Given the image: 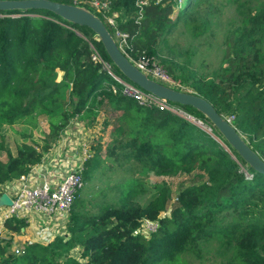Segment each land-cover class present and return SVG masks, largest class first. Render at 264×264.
<instances>
[{
  "label": "trees",
  "instance_id": "16d2710c",
  "mask_svg": "<svg viewBox=\"0 0 264 264\" xmlns=\"http://www.w3.org/2000/svg\"><path fill=\"white\" fill-rule=\"evenodd\" d=\"M102 1H107L106 14L114 16L117 28L128 34L132 57L155 54L160 35L174 23L168 21L173 7L177 8L176 18L181 19L192 9L187 0L182 6L177 0H159L150 26L142 29L141 17L154 0L141 7L136 4L138 0ZM182 24L193 38L208 28L207 23L190 17ZM105 26L112 33L111 27ZM231 33L232 66L222 70L219 77L191 76L184 84L216 112L231 117L232 125L244 133L245 141L264 161V6L245 15ZM90 44L109 62L86 26L65 22L47 10H0V121L9 129L16 122L28 126L27 133L15 131L22 140L31 137L30 129L36 127V111L45 114L47 120L40 146L16 141L12 152L0 135V152L5 155L0 160V184L27 174L58 139L71 116L84 118L103 100L122 111L118 120L128 139L125 156L138 167L158 175L199 171L203 180L180 188L167 215H160L169 197L166 187L141 206L129 199L140 189L131 181L118 200L119 208L105 204L99 213L81 207L82 187L71 205L65 236L24 242L19 254L10 250L11 235L0 237V264H185L180 254H197L198 245L211 237L221 239L228 253L226 264H264V174L245 166L211 124L190 106L179 105L204 122L215 138L165 109L141 106L114 95L110 84L120 85L100 63L90 59ZM111 68L125 79L113 65ZM57 71L62 73L59 80ZM58 97L61 104L54 102ZM47 102L56 110L51 112ZM66 103L72 106L71 113L64 109ZM98 161L91 155L83 161V181ZM142 219L158 222L156 230L146 237L137 231ZM26 224L21 218L3 220L11 234ZM74 248L78 249L77 257L69 255Z\"/></svg>",
  "mask_w": 264,
  "mask_h": 264
},
{
  "label": "rangeland",
  "instance_id": "374dc122",
  "mask_svg": "<svg viewBox=\"0 0 264 264\" xmlns=\"http://www.w3.org/2000/svg\"><path fill=\"white\" fill-rule=\"evenodd\" d=\"M184 1L177 0V4L182 6ZM187 1H190L192 9L187 10L183 19H181L182 16L176 18L177 8L173 7L168 13V21L174 23L160 35L157 44L154 46L155 54L148 56L167 75L173 84L170 86L180 89H187L185 84L189 83L191 76L207 79L218 74L219 77L222 70L232 66L233 35L231 30L241 24V20L245 15L264 6V0ZM158 3L159 0H154L153 3L146 6L143 17H141L142 29L150 26L152 21L150 19L152 15L156 14L155 5ZM86 7L94 12L91 7ZM188 17L200 23H207L208 28L202 35L193 38L188 31L186 32L183 29L182 20ZM61 75L62 73L57 71L56 80L61 79ZM64 92L66 94V91ZM73 101H71V105ZM54 102L61 104L62 99L58 97ZM46 104L51 108V112L56 110L52 109L51 103L47 102ZM71 105L66 103L64 109L70 110L71 113ZM62 109L58 112H61ZM40 112L38 110L33 115L36 127L30 129L31 137L22 140L15 131L22 130L27 133L29 131L28 126L16 122L9 129L0 121V135L3 136L4 145L10 151H14L16 141H25L37 146L41 145V138L47 130V120L46 115ZM87 113L84 118H80L77 114L71 116L67 121L65 131L63 130L59 134V137L63 139L58 138V141L61 140L58 145L62 146L64 150L61 151L64 154L73 150L70 148L78 146V149L75 148V151L67 156L69 158L72 156L71 160H75L80 156L82 146L88 150L91 156H97L99 159L94 170L84 176V185L79 196L82 199L81 207L84 210L99 213L98 211L105 204L109 205L108 208H119L118 200L128 190L129 183L134 181L136 187L140 189L130 194L129 199L141 206L152 199L160 188L166 187L168 189L169 197L166 208L163 213H160V215H167L180 188L203 180V176L199 171L158 175L148 168L138 167L134 161L125 156L129 152L125 145L128 139L124 131L120 129L118 120L122 111L111 108L103 100L101 103L96 104L95 108L93 106L92 112ZM221 115L224 116V114ZM122 126H124L123 123ZM205 131L213 136L210 130ZM238 132L245 139L244 133ZM62 141L67 146L63 147L64 142ZM217 141L221 146H224L219 139ZM4 159V153L0 152V160ZM57 163L68 168L63 164V157L58 158ZM239 165L241 166V163ZM124 178L128 179L127 183L118 182ZM131 188L133 187L131 186ZM14 235L17 236L16 233ZM7 236L5 235L6 238ZM15 240L17 239L12 241L15 246L24 243ZM13 244L11 243V251ZM69 255L77 257L78 249L77 251L72 249ZM180 258L184 260L185 264H226L228 253L221 246L220 238L211 237L198 245L197 254L185 251L180 254Z\"/></svg>",
  "mask_w": 264,
  "mask_h": 264
},
{
  "label": "built area",
  "instance_id": "2783aa9c",
  "mask_svg": "<svg viewBox=\"0 0 264 264\" xmlns=\"http://www.w3.org/2000/svg\"><path fill=\"white\" fill-rule=\"evenodd\" d=\"M71 1L73 4L89 6L94 10L95 14H100L101 17H98L103 21V23L111 27V34L121 52L140 71L144 72L150 78L161 84H165L167 86L173 85L167 75L149 57L144 56L143 54H140L137 57H132L129 54L128 49H130L131 45L127 42L128 34L117 28L113 15L106 14L107 1ZM148 2L149 0H138L136 4L141 7L146 5ZM90 50V59L93 62L100 63L102 69H104L107 74L120 85L117 88L113 84H110L111 92L114 95L119 94L130 98L136 104L141 106H157L184 118L195 125H198L204 130H210L204 122L192 116L179 105L145 92L138 86L119 77L113 72L111 64L108 61L103 60L91 44ZM230 119L231 117L227 118L228 121H230ZM80 149V156L75 159L73 169L68 170V168L64 167L65 173L59 178V181L56 184H52L44 178H42L39 182L29 181L27 176L30 171L34 170V166L30 168L27 174L20 175L16 179V189L14 193L8 197L10 202L0 211V237H2V233L6 230L3 225V220L12 217L21 218L25 221L31 220L32 218H38L42 222L52 223V229L56 232V234H66L65 223L67 221L71 205L75 195L84 184L81 176L82 163L90 155L85 147L82 146ZM67 159H69V157L65 158V162H68ZM157 225L158 222L156 220L142 219L137 231L146 237L150 232H154L156 230ZM13 252L15 254H19L22 252V248H14Z\"/></svg>",
  "mask_w": 264,
  "mask_h": 264
},
{
  "label": "water",
  "instance_id": "95a60500",
  "mask_svg": "<svg viewBox=\"0 0 264 264\" xmlns=\"http://www.w3.org/2000/svg\"><path fill=\"white\" fill-rule=\"evenodd\" d=\"M32 9L47 10L65 22L89 28L93 37L100 42L103 52L111 65L127 81L158 98L195 109L211 124L245 166L252 171L264 174V161L225 116L216 112L213 106L198 94L187 89L161 84L140 71L121 52L103 21L86 6L52 0H0V10L3 11ZM2 201L3 204H9L10 202L6 196H4Z\"/></svg>",
  "mask_w": 264,
  "mask_h": 264
},
{
  "label": "crops",
  "instance_id": "0c3cea01",
  "mask_svg": "<svg viewBox=\"0 0 264 264\" xmlns=\"http://www.w3.org/2000/svg\"><path fill=\"white\" fill-rule=\"evenodd\" d=\"M60 138V137H58ZM63 139V138H60ZM58 142V143H57ZM61 142V140L58 141V139L53 143L51 148L48 150L46 154L42 157L41 161L34 165V170L30 171L28 173L29 181L31 182H39L42 178L50 181L52 184H56L59 181V178L65 173L64 166L62 164L57 163L58 158L63 157V164L68 166V170L73 169L75 165V160H71V158L67 159L68 162H65V158L67 156H70L74 151L75 148L78 149V146L73 149L71 152H68L66 154L62 153L64 150L62 149V146L58 145ZM64 142V141H62ZM67 146L64 142V146ZM74 146V144H73ZM77 158V157H75ZM17 186V180H12L10 182H7L5 184H0V211L5 207V203L3 204L4 196L9 197L11 196ZM27 224L24 227H21L19 231L16 233V235L7 233L5 230L2 233V237L5 235H8V237L12 236V241L14 239H17L15 241H22V242H30V241H39V242H46L50 239H52L54 236H65L66 234H56V232L52 229L53 224L48 222H42L38 218H32L31 220L26 221ZM13 244V242H12ZM23 245V244H22ZM20 246L12 245V251L14 248H21ZM74 251H77V249L74 248Z\"/></svg>",
  "mask_w": 264,
  "mask_h": 264
}]
</instances>
